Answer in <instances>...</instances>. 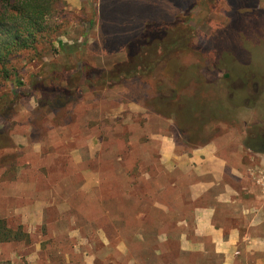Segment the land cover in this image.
<instances>
[{"label": "rangeland", "instance_id": "obj_1", "mask_svg": "<svg viewBox=\"0 0 264 264\" xmlns=\"http://www.w3.org/2000/svg\"><path fill=\"white\" fill-rule=\"evenodd\" d=\"M152 22L182 44L112 77ZM48 23L0 80V221L28 235L0 264L218 262L184 245L187 161L264 158V0H57Z\"/></svg>", "mask_w": 264, "mask_h": 264}, {"label": "crops", "instance_id": "obj_2", "mask_svg": "<svg viewBox=\"0 0 264 264\" xmlns=\"http://www.w3.org/2000/svg\"><path fill=\"white\" fill-rule=\"evenodd\" d=\"M187 163L199 181L191 185L194 235L185 236V247L219 258L215 264H264V158L257 162L252 150L244 160L202 147Z\"/></svg>", "mask_w": 264, "mask_h": 264}, {"label": "trees", "instance_id": "obj_3", "mask_svg": "<svg viewBox=\"0 0 264 264\" xmlns=\"http://www.w3.org/2000/svg\"><path fill=\"white\" fill-rule=\"evenodd\" d=\"M56 1L0 0V80L9 81L12 61L25 52L36 53L38 45L48 37L51 28L48 19L54 15ZM115 23L120 24L122 21L117 18ZM139 33L135 32L128 38L130 39L128 44L131 45L129 60L116 66L112 77L138 72L140 66L147 67L153 62L159 51L176 48L183 41L175 30L163 28L155 22L148 23L145 30ZM137 36L138 39L134 38ZM56 73L55 70L54 75ZM27 238L28 235L21 229L10 230L4 221H0V243L22 241Z\"/></svg>", "mask_w": 264, "mask_h": 264}]
</instances>
